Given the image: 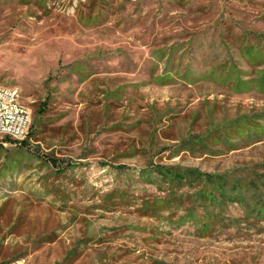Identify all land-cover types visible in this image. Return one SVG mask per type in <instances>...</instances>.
Segmentation results:
<instances>
[{
  "label": "rangeland",
  "instance_id": "374dc122",
  "mask_svg": "<svg viewBox=\"0 0 264 264\" xmlns=\"http://www.w3.org/2000/svg\"><path fill=\"white\" fill-rule=\"evenodd\" d=\"M0 83L56 157L0 135V260L264 264V0H0ZM153 164L234 183L207 214Z\"/></svg>",
  "mask_w": 264,
  "mask_h": 264
},
{
  "label": "trees",
  "instance_id": "16d2710c",
  "mask_svg": "<svg viewBox=\"0 0 264 264\" xmlns=\"http://www.w3.org/2000/svg\"><path fill=\"white\" fill-rule=\"evenodd\" d=\"M230 70L227 69L226 71L230 72ZM42 108L43 102L38 107V111H41ZM33 130V122H30L23 137L18 139L10 138L6 135H3V137L14 141L21 149H25L27 153H34L38 158L45 156L44 159L48 158L47 160L55 164V156L48 154V152H34L32 151V147H29L27 139L33 134ZM185 147L191 148V142L182 139L180 144H178V149ZM140 174L145 182L152 183L157 189L162 187L161 189L166 195L165 197L170 200L183 201V199H187L188 201L198 200L203 202L202 207L207 210V214L211 210V203L220 205L223 199L229 195L227 185L234 183L229 182L230 178L225 172L201 171L193 166H180L176 164H153L151 168L141 169ZM236 184L239 188V182H236ZM177 189L181 190L180 193L177 192ZM213 192L218 193L219 196H215ZM182 195H186V197L182 198ZM216 197L218 200L214 201Z\"/></svg>",
  "mask_w": 264,
  "mask_h": 264
},
{
  "label": "built area",
  "instance_id": "2783aa9c",
  "mask_svg": "<svg viewBox=\"0 0 264 264\" xmlns=\"http://www.w3.org/2000/svg\"><path fill=\"white\" fill-rule=\"evenodd\" d=\"M29 124V110L18 101L15 86L0 83V135L21 138ZM24 256L0 260V264H23Z\"/></svg>",
  "mask_w": 264,
  "mask_h": 264
}]
</instances>
